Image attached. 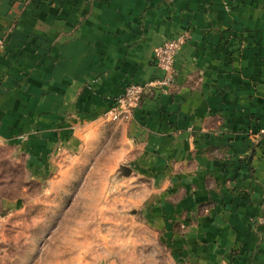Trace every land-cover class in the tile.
Returning <instances> with one entry per match:
<instances>
[{"label":"crops","instance_id":"crops-1","mask_svg":"<svg viewBox=\"0 0 264 264\" xmlns=\"http://www.w3.org/2000/svg\"><path fill=\"white\" fill-rule=\"evenodd\" d=\"M7 33L0 139L56 122L81 129L76 144L160 74L157 46L188 35L175 86L146 95L124 137L199 260L264 264V0H0Z\"/></svg>","mask_w":264,"mask_h":264},{"label":"rangeland","instance_id":"rangeland-1","mask_svg":"<svg viewBox=\"0 0 264 264\" xmlns=\"http://www.w3.org/2000/svg\"><path fill=\"white\" fill-rule=\"evenodd\" d=\"M102 118L77 144L81 129L56 122L0 139V264H211L186 213L157 205L151 163L124 137L132 119Z\"/></svg>","mask_w":264,"mask_h":264},{"label":"built area","instance_id":"built-area-1","mask_svg":"<svg viewBox=\"0 0 264 264\" xmlns=\"http://www.w3.org/2000/svg\"><path fill=\"white\" fill-rule=\"evenodd\" d=\"M9 33L0 36V51L6 46ZM187 35L168 39L154 50V61L160 74L147 83L132 81L123 93L114 98L112 106L106 111L107 118L115 122L130 121L140 107L145 95L151 91L169 92L177 75L176 55L186 42Z\"/></svg>","mask_w":264,"mask_h":264},{"label":"water","instance_id":"water-1","mask_svg":"<svg viewBox=\"0 0 264 264\" xmlns=\"http://www.w3.org/2000/svg\"><path fill=\"white\" fill-rule=\"evenodd\" d=\"M122 169L126 174H130L132 172V169L128 166H122Z\"/></svg>","mask_w":264,"mask_h":264}]
</instances>
